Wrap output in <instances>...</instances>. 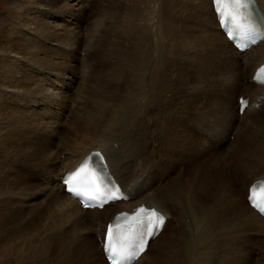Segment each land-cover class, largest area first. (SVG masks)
<instances>
[{
  "label": "bare ground",
  "instance_id": "6f19581e",
  "mask_svg": "<svg viewBox=\"0 0 264 264\" xmlns=\"http://www.w3.org/2000/svg\"><path fill=\"white\" fill-rule=\"evenodd\" d=\"M88 1L7 0L0 16V264H106L97 234L102 238L113 214L141 203L166 219L131 264H145L151 249L155 255L146 264H214L199 250L191 254L187 243L180 247L183 210L201 245L216 231L229 233L231 241L263 235L264 219L245 197L248 186L264 178V86L250 81L264 63V39L235 50L218 27L211 0H169L163 38L155 29L159 0L145 1L139 30L124 20L117 31L118 21V35L111 30L118 43L109 38L117 53L96 54L113 78L114 101L103 96L99 102L82 94L94 70L88 61L97 58L87 61L85 52L101 41L94 42L100 28L109 29L92 13L95 19L86 21ZM255 2L264 26V0ZM204 72L216 96L206 99L215 101L192 105L196 86L189 82L197 84ZM239 96L250 103L241 115ZM91 150L102 153L127 199L88 210L63 192L61 175ZM201 168L213 179L212 192L200 179ZM167 231L171 238L163 243Z\"/></svg>",
  "mask_w": 264,
  "mask_h": 264
},
{
  "label": "rangeland",
  "instance_id": "374dc122",
  "mask_svg": "<svg viewBox=\"0 0 264 264\" xmlns=\"http://www.w3.org/2000/svg\"><path fill=\"white\" fill-rule=\"evenodd\" d=\"M7 0H0V16L2 17H4V15L7 13V2H6ZM99 1V2H98ZM105 1V2H104ZM89 0L88 1V13L87 14H89L88 15V17L86 18V21H88V23H89V21L91 22V20L92 19H95L94 18V16L95 17H99V19L101 20H99V23H100V26L102 27H104L105 28V25L106 26H108L107 28H105V29H109V30H105V31H103L104 29H102L101 30V28L98 30V35H96V37H95V39H94V42H96L97 43V41L98 40H101V41H98V45L100 46V45H103V49H102V46H100L101 47V49L99 48L98 49V45H96V47H93V45L95 46V43L94 44H91L90 45V49H88L89 51H87L86 50V52H85V55H86V58H87V61H88V59L90 60V59H93V58H95V57H97V58H95V59H93V60H91V61H88L89 63L88 64H90L89 66H91L90 68H92V69H94V70H92V72H93V74H92V72H90V79H91V81H90V79L89 78H87L86 77V79H87V81H89V82H85L86 80H84V84H87L86 86H85V93L83 92L82 94L85 96V94H87L86 95V97L87 98H90V96L91 95H93L92 97L93 98H97V100H99V102H102V101H104V99L105 100H109V102H110V100L112 99L113 101H114V97H113V94H112V92L110 91V88H111V90H112V87H113V78H112V75L110 74L111 72L109 71V72H107L106 70L107 69H105V68H103L104 66H103V63H102V61H100V60H102L101 59V57L103 56V55H105V54H107L108 56L110 55V56H112V55H114V54H116L117 52H116V50L115 49H112V48H115L114 46H116V44H113V43H118L117 41H118V39H116V37H117V35H118V32L116 33V30L117 31H119V28L120 27H122L123 25H124V20H125V24H127L128 26H130L131 25V28H134V26H135V30L137 29V30H139V27L141 26V22H143V18H144V13H146L148 10V8H146V6L148 5V2H149V0H136V1H134V0ZM123 2V3H121V2ZM127 1V2H126ZM145 1H148V2H145ZM102 2V3H101ZM116 2V3H115ZM119 2V3H118ZM134 2V3H133ZM167 2H169V0H159L157 3H158V6H161V10H160V13L158 14V19H157V21H158V23H157V21H156V28L155 29H157V28H160V29H162L161 30V33H162V36H163V38L166 36V32H167V24H165V22H164V18H165V14H167V10H165V6H166V4H167ZM90 3V4H89ZM115 3V4H114ZM121 5L120 7V9H119V5ZM144 3V4H143ZM159 3H160V5H159ZM99 4V5H98ZM137 4V5H136ZM141 4H142V6H141ZM90 5V6H89ZM104 5V6H103ZM114 5V7H112ZM116 5V6H115ZM118 5V6H117ZM125 5V6H124ZM128 7H127V6ZM146 5V6H145ZM92 6V7H91ZM99 6V8H101V9H99V8H96V7H98ZM103 6V7H102ZM106 6V10L104 9V7ZM109 7V9H107L108 7ZM123 6V7H122ZM131 6V7H130ZM180 6V5H179ZM177 7V9H176V11H177V14L179 13L180 14V10H179V8L180 7ZM91 7V8H90ZM144 7H145V9H144ZM94 8V9H93ZM112 8H114V10L115 11H113V9ZM117 8V9H116ZM122 8H123V10H122ZM128 8V9H127ZM131 8V9H130ZM89 9H90V11H89ZM93 11H92V10ZM97 9V10H96ZM103 9V10H102ZM127 9V10H126ZM111 10L113 11L112 13H111ZM118 10H119V12H118ZM122 12H121V11ZM127 12H126V11ZM147 10V11H146ZM92 11V12H91ZM96 11H99V12H96ZM102 13H101V12ZM103 11H104V15H103ZM106 11V12H105ZM135 11V12H134ZM138 11V12H137ZM94 12H95V14H94ZM109 12H110V14H109ZM116 12V14H114ZM123 12H124V14H123ZM129 12V13H128ZM135 13V14H133V16H131V13ZM90 13H92V14H90ZM98 13V14H97ZM99 13H101V14H99ZM108 13V14H107ZM119 13H120V15H119ZM118 14V15H117ZM127 14H128V16H127ZM136 14H139L138 16L139 17H137V15ZM140 14H142L141 16H143V17H141L140 16ZM100 15V16H99ZM110 15H112V16H110ZM114 15V16H113ZM122 15V16H121ZM101 16H103V17H101ZM119 16V18H122V20H120L119 18H117ZM121 16V17H120ZM126 16V17H125ZM108 17V18H107ZM112 17H114V18H112ZM116 17V18H115ZM124 17V18H123ZM137 17V18H136ZM140 17H141V19H140ZM90 20H89V19ZM92 18V19H91ZM178 19L180 18V17H177ZM106 19V20H105ZM111 19L113 20V21H111ZM117 19V20H116ZM119 19V20H118ZM129 19V21H127ZM137 19H138V21H137ZM107 22V23H105V21ZM108 20H109V23H108ZM140 20V21H139ZM142 20V21H141ZM111 21V22H110ZM114 21H115V23H114ZM118 21H121L122 22V24H121V22H119L120 23V25L121 26H119V23H118ZM102 22V23H101ZM113 22V23H112ZM129 22V23H128ZM133 22H135V23H133ZM110 23H112V25H110ZM140 24V25H139ZM178 24V23H177ZM110 25V26H109ZM113 25H115L116 26V28H117V25L119 26L117 29L115 28V26H113ZM179 25H180V20H179ZM111 27V28H110ZM113 27V28H112ZM2 28H3V24H2V22L0 21V39H1V32H2ZM115 31V33L117 34V35H114L115 33H112V31ZM101 32V33H100ZM106 32V33H105ZM100 33V34H99ZM105 34V36L103 35V34ZM108 33V34H107ZM110 33V34H109ZM112 33V34H111ZM113 37H112V36ZM102 36L103 37H106V39H104V38H102ZM108 36V37H107ZM110 36V37H109ZM99 37V38H98ZM109 38H110V40L112 39V41H113V43H112V41H109ZM118 38V37H117ZM103 40V41H102ZM108 41L107 43H108V45H110L111 43L113 44H111V46L109 47L107 44H106V41ZM117 40V41H116ZM99 42L101 43V44H99ZM103 42V43H102ZM105 43V44H104ZM110 43V44H109ZM2 45V42H0V46ZM107 47H106V46ZM106 47V48H105ZM104 48H105V50H104ZM107 49H109L108 50V52H107ZM92 52H91V51ZM93 50H94V52H93ZM113 52H112V51ZM99 51V55L101 56V57H99V55H97L96 56V54H97V52ZM105 52V54H104V52ZM101 52H103V53H101ZM95 54V56H94V54ZM90 54L92 55V56H90ZM102 54V55H101ZM84 55V56H85ZM87 55H88V57H87ZM91 57V58H90ZM100 59V60H99ZM101 62V63H100ZM92 63V64H91ZM96 63L99 65H96ZM94 64H95V66L96 67H98V70H96L97 68L96 67H94ZM103 66V67H102ZM103 69V71H101V73H100V69ZM96 70V71H95ZM96 72V74H95V72ZM99 73H98V72ZM104 71H106V72H104ZM104 73L105 74H107L108 76H111L110 77V79H108L109 77L107 76V75H104ZM208 72H206V74H207ZM100 74V75H99ZM205 74V72L203 73V75H201V77H199L198 78V80H199V82L197 83V84H192V82H189V84L190 85H192L193 87H195L196 89L194 90L195 92V94H193L191 97L193 98V97H195L196 96V98H193V99H191V101H193V103L194 104H192V105H198V104H204L205 102H207L208 104L210 103L209 101H211V103H213V101H215V100H213V99H209V98H211V96H212V98L213 97H216L214 94H215V92H213L212 90H211V88H209L210 87V85H208V79H209V75L207 74L206 75ZM91 75H93V76H91ZM95 75V76H94ZM97 75V76H96ZM207 77H206V76ZM107 77V78H104V77ZM203 76H205V77H203ZM94 77H96L95 79H94ZM101 78H102V80H101ZM204 80L203 82H205V84H203V82H202V79ZM206 78V79H205ZM208 78V79H207ZM93 79H94V81H93ZM98 79H99V83H98V86H101V88L100 87H98L97 86V82H95V81H98ZM104 79H105V81H104ZM93 81V83H90V82H92ZM101 81V82H100ZM103 81V82H102ZM107 81V83H105L104 84V82H106ZM108 81H111V82H108ZM206 81H207V83H206ZM200 82H202V83H200ZM88 83H90L91 84V89L88 87L90 84H88ZM96 85H95V84ZM103 83V84H102ZM200 83V84H199ZM94 84V85H93ZM107 84H108V86H107ZM111 84V85H110ZM201 84H203V86L201 85ZM209 86V87H207V86ZM98 88H97V87ZM104 87V89H103V87ZM199 86V87H198ZM86 87H88V88H86ZM198 87V88H197ZM96 88V89H95ZM199 88H201V89H199ZM92 89H93V91H92ZM98 89V90H97ZM109 89V90H108ZM100 90V91H99ZM107 91L108 90V92H105V91ZM203 90L205 91V92H203ZM67 91H71V88H68L67 89ZM94 91H97V92H95V93H93ZM110 91V92H109ZM198 91V92H197ZM207 91H211V92H209V94L208 93H206ZM87 92H89V93H87ZM91 92H92V94H91ZM200 92H201V94H200ZM102 93V94H101ZM198 93V94H197ZM204 93V94H203ZM80 94V93H79ZM99 94H101V96L99 95ZM109 95V97L107 98L106 96L107 95ZM90 95V96H89ZM198 95H200V96H198ZM101 98H100V97ZM105 98H104V97ZM209 96V100L208 99H206L207 97ZM91 97V98H92ZM199 99H198V98ZM202 97V98H201ZM197 99V100H196ZM200 99H203V101H205L204 103L203 102H200V103H195V100H196V102L198 101V100H200ZM0 100H1V98H0ZM2 101V100H1ZM190 101V102H191ZM192 103V102H191ZM69 105L71 106L72 105V102H70L69 103ZM0 110H1V106H0ZM86 111V110H85ZM85 111L84 110H82L81 112H83V113H85ZM2 111H0V113H1ZM0 115H2V113L0 114ZM0 120L2 121V118L0 117ZM1 121H0V124H1ZM79 123H81L80 121H78L77 122V125H79ZM3 124V123H2ZM2 126V125H1ZM77 128L80 130V128H79V126H77ZM60 137V136H59ZM59 137H57L58 139H59ZM229 138H228V141L230 140V141H232L231 139H232V136H228ZM135 140H137V137H135ZM64 154H66V153H64ZM171 154H174V152H171ZM181 170H182V168H181ZM199 176H200V179H201V181H204L208 186H209V189H207L209 192H212L213 191V188H212V184H213V179H212V177H211V175L208 173V172H206V170H204L203 168H201L200 169V171H199ZM204 182H203V184H204ZM183 210V209H182ZM185 210H183V211H180V221H181V219H182V221L179 223V226H177V227H179V229H181L180 230V232L177 234V235H180V234H182V235H180L179 236V238H180V247H181V245H182V243H187L189 246H190V253L191 254H193V253H195V252H197V250H199V252H198V255L202 258V259H204V260H206V261H211V262H213L214 264H264V233H263V235H261V236H258L257 238H252V235H246V237L247 238H243V240L242 239H240V241H239V239H237V240H233V241H231V235L229 234V233H223V232H220V231H216V232H214L213 234H212V238L209 240L210 242H213V243H209V241L208 242H206V243H204V244H200L199 242H198V240H196L195 238H194V233H195V223H194V221H193V219L192 218H190V217H188L189 215V213H187L186 211L184 212ZM185 213H187V214H185ZM182 215V216H181ZM188 215V216H187ZM188 225H190V227H191V230H189L190 228H188V232H187V226ZM173 228V227H172ZM172 228H171V230H172ZM174 229L175 228H173V230L172 231H174ZM169 231V230H168ZM166 232V235L164 236V238H163V243H165V241L167 240V238H171V236H169L168 237V234H170L169 232ZM168 233V234H167ZM189 233V234H188ZM187 234L190 236V238L187 240V239H185V236H187ZM166 236H167V238H166ZM182 236V237H181ZM248 237H250V238H248ZM165 238H166V240H165ZM252 238V239H251ZM260 238H262V239H260ZM248 239V240H247ZM250 239V240H249ZM184 240V241H183ZM173 241V240H172ZM174 241H175V238H174ZM178 241H179V239L178 238H176V241L175 242H177L178 243ZM200 244V245H199ZM205 244H208V245H214L213 247H210L209 249H203V246L205 245ZM197 245H198V247H200V248H198L197 247ZM234 246V247H233ZM254 247V248H253ZM154 249V248H153ZM200 249H203V252L205 253V254H202L201 253V251H200ZM155 251H156V249H154L153 251H152V249H151V254H152V256L153 255H155ZM178 250H175L174 251V253L175 252H177ZM166 252V251H165ZM165 252H164V254H165ZM180 252H181V248H180ZM169 253V252H168ZM164 254H162L161 255V257H162V259H163V257H164ZM181 254V253H180ZM207 254V255H206ZM208 254H210V255H208ZM194 255V254H193ZM151 255H150V257L149 258H145L142 262L143 263H149V261H150V258L152 257ZM181 257L183 258V257H186V254L184 253V251H183V255H181ZM161 259V260H162ZM145 261V262H144ZM148 261V262H147ZM162 264H166V262L165 261H162Z\"/></svg>",
  "mask_w": 264,
  "mask_h": 264
},
{
  "label": "snow or ice",
  "instance_id": "6c2138e0",
  "mask_svg": "<svg viewBox=\"0 0 264 264\" xmlns=\"http://www.w3.org/2000/svg\"><path fill=\"white\" fill-rule=\"evenodd\" d=\"M251 2L252 0H216V4L219 6V14H226L233 21L235 28L233 36H238L243 27L238 18L241 15L239 10L246 8ZM225 4H228L229 7H235L229 11L225 8ZM248 43H255V40ZM254 79L264 82V68L258 71ZM241 103L243 104L244 101L241 100ZM96 161H99L100 168L95 166ZM90 165L92 166L90 167ZM104 167L106 165L103 163L101 154L93 153L86 158L85 162L75 172L65 179V184L69 185L68 190L78 196H87L89 200H102L104 197V178L101 169ZM73 181L77 182V186H70ZM113 198H115L114 194ZM248 199L254 207L264 212V181H258L249 189ZM100 206H102V203ZM122 219L125 222L124 224H121ZM165 219L163 214L156 209H148L144 206L139 207L131 216L122 213L116 217L113 224L108 226L105 234L104 251L111 264H127L128 261L138 258L146 249L147 238L159 234L165 224Z\"/></svg>",
  "mask_w": 264,
  "mask_h": 264
}]
</instances>
